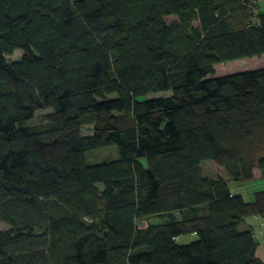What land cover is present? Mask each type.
Masks as SVG:
<instances>
[{"label":"trees","instance_id":"trees-1","mask_svg":"<svg viewBox=\"0 0 264 264\" xmlns=\"http://www.w3.org/2000/svg\"><path fill=\"white\" fill-rule=\"evenodd\" d=\"M251 1L0 0V264H264V188L202 171L264 177V67L215 76L264 55Z\"/></svg>","mask_w":264,"mask_h":264},{"label":"rangeland","instance_id":"rangeland-1","mask_svg":"<svg viewBox=\"0 0 264 264\" xmlns=\"http://www.w3.org/2000/svg\"><path fill=\"white\" fill-rule=\"evenodd\" d=\"M251 4L255 7V12L258 14L259 12L264 13V0H252ZM172 18H169L170 22ZM22 55L20 50L15 51L12 55L6 56L5 59L8 62H13L18 60ZM264 67V55L260 57L254 58H245L241 60H235L232 62H228L225 64H218L215 67V76H225L241 71L247 70H256ZM170 95V92L156 93L148 96V99L153 98H161L167 97ZM53 113L52 109H46L39 111L35 114L32 121L28 123V125H37L41 123L46 116L51 115ZM81 135H89L92 133V125L83 126L80 130ZM247 153L252 158H259L264 156V131L260 132L257 139L255 140L253 146L247 151ZM117 159V150L115 147H108L99 150H93L86 153V161L89 164L92 163H103L109 162ZM202 171L203 175L209 177H216L218 175L225 178L228 181V184L233 193L242 194L246 200H252L253 194L256 190L264 188V177L261 175V172L257 169L254 170V179L252 181H236L232 179L227 173L218 165L213 163L212 161H205L202 163ZM170 217L169 213H164L163 215H155L148 216L143 218L141 222H139L140 226H145L147 223H159L165 221ZM247 222L252 225L255 229V233L257 239L260 242H264V217L262 216H248ZM4 221L0 219V227H4ZM249 226L246 223H243L241 229H247ZM196 235L194 234H184L179 237L180 243L191 242L196 239ZM260 248V245H259ZM261 249V248H260ZM261 255L264 256V245L261 249Z\"/></svg>","mask_w":264,"mask_h":264},{"label":"crops","instance_id":"crops-1","mask_svg":"<svg viewBox=\"0 0 264 264\" xmlns=\"http://www.w3.org/2000/svg\"><path fill=\"white\" fill-rule=\"evenodd\" d=\"M4 227H0V230L1 229H6V228H8L9 227V225L5 222L4 223V225H3ZM264 245V242H260V248L262 249V246ZM259 247H258V251H257V254H258V256L261 258V259H263L264 260V256H262L261 255V249H260Z\"/></svg>","mask_w":264,"mask_h":264}]
</instances>
